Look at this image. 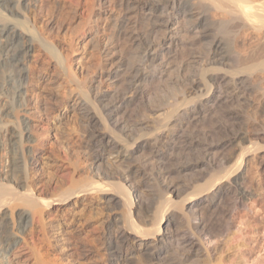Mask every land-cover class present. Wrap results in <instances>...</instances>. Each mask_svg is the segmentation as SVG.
<instances>
[{
  "label": "bare ground",
  "instance_id": "6f19581e",
  "mask_svg": "<svg viewBox=\"0 0 264 264\" xmlns=\"http://www.w3.org/2000/svg\"><path fill=\"white\" fill-rule=\"evenodd\" d=\"M240 29L256 38L245 55L223 37L233 41ZM83 34L95 64L79 79L74 46ZM41 73L73 87L64 107L77 122L63 142L71 177L53 198L26 182L48 151L40 131L56 111L50 98L31 103L30 77ZM263 82L264 0H0V121H12L9 173L18 176L15 189L0 184V261L25 241L33 217L90 196L104 212L105 264L221 261L214 239L255 194L249 157L264 194ZM224 137L221 148L212 145ZM80 163L84 177L75 179ZM76 244L72 254L84 258Z\"/></svg>",
  "mask_w": 264,
  "mask_h": 264
},
{
  "label": "rangeland",
  "instance_id": "374dc122",
  "mask_svg": "<svg viewBox=\"0 0 264 264\" xmlns=\"http://www.w3.org/2000/svg\"><path fill=\"white\" fill-rule=\"evenodd\" d=\"M76 11H77L76 14L78 13L77 14L78 16H81L83 14V10L80 8H77ZM103 29L105 28L103 26V23H101L100 31H102ZM231 30L235 31V29H231ZM68 32L69 31L62 32L60 35L63 38L65 37L66 39L64 38V40L66 41L69 37L67 35L70 34ZM239 32H240L239 35L235 39H233V41H231L228 37H225L223 35L222 36L224 37L225 44L226 42L228 44L232 42L233 45L230 44L228 46V44H226L228 47L233 46L230 47V50L239 47L238 49L236 48L234 52H240L241 54L243 53L242 55H245V53L249 51V48L251 49L253 45H255L253 44L256 40L255 34L254 33L251 34L250 31L249 32L246 30L243 31L242 29H240ZM84 36H85L84 34L80 35L76 41L77 43L74 46V51H75L74 69L76 70L75 75L79 79L83 77V74L91 75L94 72L93 67L95 64V61L88 53V50L83 51L81 41L83 39L82 37ZM225 38L230 41L228 42V40H226ZM192 39H193L192 37H188L187 41ZM198 46H201V44L200 45L198 44ZM227 46H225V49ZM243 46L245 48L242 49ZM228 47H227V51L229 50ZM183 49L185 50L186 47H183ZM186 51L188 52L187 49L184 51L185 53L183 52L184 56L185 55L187 56L188 54ZM31 77L28 86V91H29L28 95L29 97L32 96V98L30 97L31 103L37 104L38 101L42 100L43 98L44 99L50 98L52 100L50 102L52 104L53 103L55 104V105L53 104V106H54V110L56 111L54 115L51 117V120L47 125V129L44 131H40L41 133L39 132L40 134L43 133L42 136L46 138L47 150H48L47 153L44 154V156L41 158L40 168L42 169L39 168V170L41 171L38 170L37 172L36 171L26 172L27 175L26 180L29 181L26 182L29 183L32 188H34L32 189V191L35 195H38L40 193L43 194L44 192V194H47V197L49 196L48 198H53L57 196L56 191H58V188L56 184L58 182H63L64 184H67L68 179L71 177V169H72L70 166L71 162L69 160L67 152L65 151L63 142L66 136L69 135L74 136L77 130L76 120L75 119L71 120V118L69 119V116L71 117V113H69L67 109L64 107L65 103L67 102V99L69 98L68 91L70 88L73 87L66 85L63 81V78L57 80L55 83L52 84L49 81V78L45 76V73L33 74ZM38 77L40 79V83L44 82L43 84L38 83L39 85H37L35 83L37 82V80H39ZM254 78H253L254 80L258 79V77H254ZM60 83L63 86H61ZM262 85L264 86V82L262 83ZM0 104H4V101L0 100ZM162 108L164 107L157 108L158 110L157 109L156 110L158 112L155 110L156 111L155 115H158L162 113L163 110H165ZM249 112L252 113V110ZM8 121L9 120L6 119L0 121L2 123V124L0 123V125H4L3 128L0 130V173H1L0 184L1 183L3 184L4 182H5L4 184H6L8 182L7 183L8 186L11 185L10 187L15 189L17 182L15 178H17L18 176H15V178H13L12 176H10L9 173L10 153L7 148L8 146L6 143L7 142L6 137H7V129H9L10 126L12 125L11 124L12 121H9L10 122L9 124ZM256 128H257V132H259L262 140L264 141V135H263L264 131H262L264 128L262 127L259 128L256 127ZM207 129L210 130L209 127H207L206 130ZM248 130L251 131V128L246 129V131ZM242 132L243 130L237 132V134ZM217 139L216 141L212 140V145H214V147L217 145L216 147L221 148L224 145L226 139L228 138L224 137V140L223 138L220 140ZM30 157L31 156L28 153L26 158L30 160L31 159ZM84 166L85 165L83 163L79 164L80 172H78V174H74L75 179H80V178L83 179L84 174H82L83 173L82 169L84 168ZM244 171H246L245 172L246 175L248 174L247 175L248 182L251 181L250 187L254 191L252 193L255 194L247 202L245 209L238 210L232 214V222L234 226L232 225L233 227L230 228L231 230L229 229V231H225L224 233L222 232L221 234H218L220 235L218 240L216 238L214 239V241L215 242L218 241L219 244L218 245L216 242L218 250L216 252L215 257L219 258L221 261L215 262L210 258L212 264H262L264 262V194L261 192L260 189L261 186L259 185V183L257 184V182H260V180L258 181L257 174L256 173L254 174L255 171L253 168L252 157L247 158ZM263 177H264V172H263ZM36 181L37 183L34 184ZM187 191H185L184 193H186ZM145 192L146 194H148L147 190ZM183 196L184 195L182 194L181 197ZM91 197L92 196L87 198L81 197L79 199H75V203L73 204L71 202L72 204L69 203L70 205L67 204L61 207L51 206L50 208L43 211L42 213L43 220L40 221L42 223L38 222L39 220L37 218L33 217V220H31L32 223L30 222L29 224V226L30 225L31 226L28 227L24 233L25 241H20L17 246L10 248L9 253L7 254L8 258H6L7 262L5 264H89V262L90 264H105L104 260L103 259L101 260L102 252H101V248L99 249L100 247L99 246L100 243L98 241L99 232L97 230L99 228L98 226L101 227L102 225L101 220L103 221L104 212L101 209H99L101 207V201H99V199L96 200L93 197H92L93 199H91ZM16 207L18 209L21 208L18 207V205H16ZM119 211L122 212L121 210ZM91 216L92 218H90ZM10 223L11 222L8 223L9 227L12 226V223L11 224ZM13 228L14 227L12 226V230ZM95 228L97 231L93 230ZM70 234L72 236H70ZM74 243L75 244L77 243L76 246H80L83 249V251L86 250L85 251L86 253L83 252V254L85 255L84 258L77 259L76 257H74V255L72 254L73 248L75 247ZM197 259L201 261L198 263ZM192 260L194 262L196 260L197 264H208L210 261L207 259V257L204 258L203 256L195 259L193 257L190 261ZM193 261L192 263L190 262V264H193L194 263ZM0 264H3V262L0 261Z\"/></svg>",
  "mask_w": 264,
  "mask_h": 264
}]
</instances>
